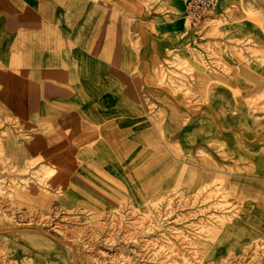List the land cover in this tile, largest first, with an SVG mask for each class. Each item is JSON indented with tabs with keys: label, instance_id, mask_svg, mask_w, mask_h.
<instances>
[{
	"label": "crops",
	"instance_id": "1",
	"mask_svg": "<svg viewBox=\"0 0 264 264\" xmlns=\"http://www.w3.org/2000/svg\"><path fill=\"white\" fill-rule=\"evenodd\" d=\"M163 8V0H0V119L11 114L31 135L20 161L44 166L0 169L1 183L20 187L10 206L97 213L221 189L246 200L205 235L264 234V117L245 114L258 111L259 61L238 55L246 45L227 35L177 37ZM175 56L202 83H164Z\"/></svg>",
	"mask_w": 264,
	"mask_h": 264
},
{
	"label": "rangeland",
	"instance_id": "2",
	"mask_svg": "<svg viewBox=\"0 0 264 264\" xmlns=\"http://www.w3.org/2000/svg\"><path fill=\"white\" fill-rule=\"evenodd\" d=\"M150 2L156 0H149V6ZM163 2L164 21L176 28L177 37L192 33L199 41L227 35L233 44L246 45L238 55L258 59L260 94L251 103L258 111L245 114L264 117V0H216L213 9L194 24L185 17V0ZM188 67L186 58L175 56L166 63L163 82L173 87L174 78L179 79L185 90L202 83L189 79L195 69ZM30 136L11 114H4L0 169L12 173L19 166L44 167L38 159L20 161ZM51 171L49 175L55 173ZM19 188L13 180L0 182V199L9 204L0 206V230L6 231H0V264H264V234L205 235L241 213L246 199L234 193L202 190L195 199L187 193H168L156 203L91 213L10 206L20 196ZM195 202L201 205L196 214L191 212ZM205 204L212 206L211 215L205 214Z\"/></svg>",
	"mask_w": 264,
	"mask_h": 264
},
{
	"label": "built area",
	"instance_id": "3",
	"mask_svg": "<svg viewBox=\"0 0 264 264\" xmlns=\"http://www.w3.org/2000/svg\"><path fill=\"white\" fill-rule=\"evenodd\" d=\"M216 0H185V17L189 23H197L213 9Z\"/></svg>",
	"mask_w": 264,
	"mask_h": 264
},
{
	"label": "bare ground",
	"instance_id": "4",
	"mask_svg": "<svg viewBox=\"0 0 264 264\" xmlns=\"http://www.w3.org/2000/svg\"><path fill=\"white\" fill-rule=\"evenodd\" d=\"M50 173H52V171L50 172ZM13 229V228H12ZM8 230V229H7ZM11 230V229H10ZM13 230H15V229H13ZM1 232H4L5 230H0ZM17 231V230H16ZM6 232V231H5Z\"/></svg>",
	"mask_w": 264,
	"mask_h": 264
}]
</instances>
